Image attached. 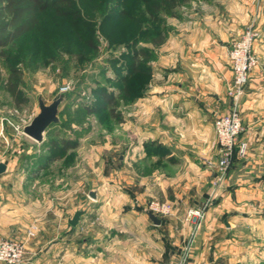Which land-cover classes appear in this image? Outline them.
Returning a JSON list of instances; mask_svg holds the SVG:
<instances>
[{"label":"crops","instance_id":"0c3cea01","mask_svg":"<svg viewBox=\"0 0 264 264\" xmlns=\"http://www.w3.org/2000/svg\"><path fill=\"white\" fill-rule=\"evenodd\" d=\"M185 7L186 13L171 18L174 28L154 53L150 97L142 104L146 120L141 116L133 124L137 178H119L112 197L90 188L83 205L63 212L53 199L37 197L38 180L27 178L28 170L13 176V165L0 158L6 165L0 174V236L26 240L27 264L58 263L64 250L68 264H171L176 256L178 264H264V217L253 210L264 203L253 177L264 168L260 67L239 101L249 139L246 159L234 158L220 180L216 168L202 163L216 157L215 117L232 106L228 50L249 25L258 33L255 51L264 58V0H195ZM38 143L43 149L34 172L53 161L44 136ZM155 197L173 207L171 214L157 215L159 224L147 215ZM195 209L201 216L190 214ZM77 211L82 214L72 225ZM30 223L36 231L27 238ZM248 232L259 242H245Z\"/></svg>","mask_w":264,"mask_h":264},{"label":"rangeland","instance_id":"374dc122","mask_svg":"<svg viewBox=\"0 0 264 264\" xmlns=\"http://www.w3.org/2000/svg\"><path fill=\"white\" fill-rule=\"evenodd\" d=\"M54 1L49 0L50 4L41 15L38 29L24 35L11 52L12 56L17 57L12 63L23 73L22 91L27 101L16 107L3 84H0V158L13 165V176L19 170H28L27 178L38 180L33 190L37 197L41 200L53 199L61 211L67 212L72 204L76 208L83 205V199L88 198L90 188L97 189L104 196L112 197L118 189L116 182L119 178H137V171L133 170V124L137 123L141 116L146 120V108L142 104L150 97L152 68L157 61L154 53L159 52L168 31L174 28L171 21L174 16L170 15L169 11H164L158 15V22L152 24L146 17H141L142 23L138 25L129 19L123 20L122 17H109L107 12L111 1L76 0L82 18L75 21L71 17L56 14L52 8ZM190 2L195 0H181L175 9V16L186 13L185 6ZM128 8L133 16H140L144 5L141 0H128ZM247 28L256 32L253 52L259 61L256 68L260 67L262 72L264 58L255 51L258 33L249 25L241 35ZM160 34L164 36L162 43L149 42V39H157ZM133 42L136 46L148 49L149 59L146 64L150 66V75L129 77L127 81L134 86V93L127 98L120 91L123 86L122 78L129 72L126 54L133 50ZM8 73L9 66L6 60L0 57L2 82ZM249 80L250 76L248 82ZM105 93L117 96L116 111L121 119L109 116L102 97ZM38 96H41L46 104L61 97L59 121L51 124L44 133V144L49 146L47 149L50 150L51 140H68L73 146L44 170L34 172L39 168V154L43 148L23 133V127L39 112ZM143 124H146V121ZM246 133L247 130L245 135ZM155 152L158 156L163 153L162 148L158 147ZM236 157L233 155V159ZM202 159V163L207 167L216 168L214 161L208 164ZM155 165L156 171L164 173L159 160ZM216 172L215 177L218 178V171ZM254 174H257L253 177L258 180L260 194L264 198V168ZM127 190L130 191V187ZM153 199L166 202L156 197ZM253 207L254 211H261L264 217V203H256ZM61 219L63 223V218ZM29 225L28 229L32 223ZM261 228L260 241L263 245L264 223ZM245 235H248L245 236V242H259L251 232ZM3 238L17 240L13 237ZM65 242H68L67 239ZM176 259H171V264H178L179 259ZM46 264L53 263L49 261ZM54 264H68L66 250L61 252L59 262Z\"/></svg>","mask_w":264,"mask_h":264},{"label":"trees","instance_id":"16d2710c","mask_svg":"<svg viewBox=\"0 0 264 264\" xmlns=\"http://www.w3.org/2000/svg\"><path fill=\"white\" fill-rule=\"evenodd\" d=\"M109 1L112 3L107 12L109 17H122L123 20L129 19L141 25V17H146L147 21L153 24L159 21L158 15L161 12L169 11L170 15L175 16V9L180 5L181 0H141L144 10L140 16H133L128 8V0ZM49 4V0H0V57L4 58L9 66V73L3 82L0 74V84H3L16 107L25 103L27 98L22 91V70L12 63L17 60V57L12 56L11 52L24 35L38 29L41 15L45 13ZM52 8L56 14L63 17H71L75 21L82 18L76 0H55ZM163 41L162 34L157 39H149V42L154 44H160ZM131 47L133 50L126 54L129 72L122 78L123 86L120 91L127 98L134 93V86L132 87L127 79L134 75H150V66L146 64L149 59L148 49L136 46L134 42ZM102 97L109 116L121 119L116 111L117 96L113 93H105ZM72 146L68 140H51L49 150L51 160L60 158Z\"/></svg>","mask_w":264,"mask_h":264},{"label":"built area","instance_id":"2783aa9c","mask_svg":"<svg viewBox=\"0 0 264 264\" xmlns=\"http://www.w3.org/2000/svg\"><path fill=\"white\" fill-rule=\"evenodd\" d=\"M256 32L247 28L239 39L233 42L228 51V58L232 71V81L227 86V94L232 99L231 109L215 117L213 125L216 136V157L204 158L205 162H215L219 177L227 171L233 155L244 159L249 150V139L245 135V127L240 115V96L243 95L244 86L247 84L250 73L258 66L259 61L253 52ZM264 75V68H262ZM214 159V160H213ZM147 209L156 215L167 216L171 214L172 206L166 202L151 200ZM190 214L201 216L198 210ZM36 225L28 229L27 238L35 235ZM26 240H13L0 237V264H27Z\"/></svg>","mask_w":264,"mask_h":264},{"label":"water","instance_id":"95a60500","mask_svg":"<svg viewBox=\"0 0 264 264\" xmlns=\"http://www.w3.org/2000/svg\"><path fill=\"white\" fill-rule=\"evenodd\" d=\"M38 108L39 112L32 118V120L23 127V133L33 139L36 142H41L43 140L44 133L46 129L54 123L59 121L58 111L61 103V97H57L50 104H46L41 96H38ZM6 165L0 162V174L5 171ZM89 195L92 198L96 197L95 191H90ZM82 214L81 211H77L73 218L70 220L72 225H75ZM147 215L150 220L155 223H160V218L151 211H147Z\"/></svg>","mask_w":264,"mask_h":264}]
</instances>
